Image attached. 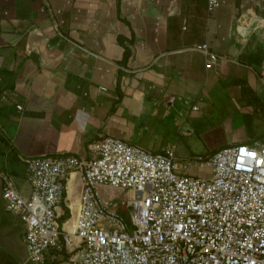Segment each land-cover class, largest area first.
I'll list each match as a JSON object with an SVG mask.
<instances>
[{
	"label": "crops",
	"instance_id": "1",
	"mask_svg": "<svg viewBox=\"0 0 264 264\" xmlns=\"http://www.w3.org/2000/svg\"><path fill=\"white\" fill-rule=\"evenodd\" d=\"M205 1L0 0V172L20 195L30 190L27 158H88L104 135L150 152L171 145L178 160L264 144V0H224L211 13ZM200 43L214 63L187 49ZM1 188L0 178V264H19L24 227ZM80 190L71 173L60 222L77 210ZM70 256L50 254L45 264Z\"/></svg>",
	"mask_w": 264,
	"mask_h": 264
},
{
	"label": "built area",
	"instance_id": "2",
	"mask_svg": "<svg viewBox=\"0 0 264 264\" xmlns=\"http://www.w3.org/2000/svg\"><path fill=\"white\" fill-rule=\"evenodd\" d=\"M223 1L206 0V12ZM187 49L206 64L216 59L206 43ZM88 151V158H27L25 197L0 172L4 208L24 227L19 264H45L64 250L71 264H264V144H230L178 160L171 145L150 152L104 135ZM191 165L201 173H188ZM71 173L81 184L79 204L59 223L56 208ZM100 187L130 196L103 199Z\"/></svg>",
	"mask_w": 264,
	"mask_h": 264
},
{
	"label": "rangeland",
	"instance_id": "3",
	"mask_svg": "<svg viewBox=\"0 0 264 264\" xmlns=\"http://www.w3.org/2000/svg\"><path fill=\"white\" fill-rule=\"evenodd\" d=\"M197 145H199V143H197ZM227 145H230V144L222 145V147L227 146ZM196 149L199 150V148H197V147H196ZM100 192H101V197L104 199L108 198L109 193H112L114 195V197L116 198V200L130 196L129 192H127V191L125 192V191H122L119 189H114L113 191L111 190V192L109 189L108 190H102ZM58 222L60 223V220H58Z\"/></svg>",
	"mask_w": 264,
	"mask_h": 264
},
{
	"label": "trees",
	"instance_id": "4",
	"mask_svg": "<svg viewBox=\"0 0 264 264\" xmlns=\"http://www.w3.org/2000/svg\"><path fill=\"white\" fill-rule=\"evenodd\" d=\"M234 1H235V4L237 5L238 0H234ZM127 56H128V51H127V49H124V52H123V59H122V61H125L126 58H127ZM65 211H66V210H65ZM63 218H66V215H64ZM63 218H62V219H63Z\"/></svg>",
	"mask_w": 264,
	"mask_h": 264
}]
</instances>
